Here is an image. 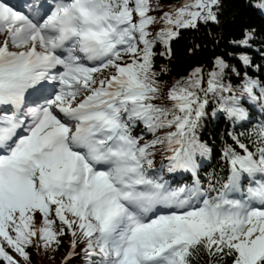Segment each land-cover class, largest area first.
<instances>
[{"label":"snow or ice","instance_id":"1","mask_svg":"<svg viewBox=\"0 0 264 264\" xmlns=\"http://www.w3.org/2000/svg\"><path fill=\"white\" fill-rule=\"evenodd\" d=\"M220 5L184 0L150 39L152 0H56L27 11L0 0L2 264L29 261L33 244L59 250L68 235L65 264L78 244L89 264H194L200 253L264 264V127L255 152L238 140L243 154L225 149L230 174L219 187L170 189L150 171L160 145L169 172L195 175L196 154L209 151L196 135L209 93L229 118H245L241 97L223 95L233 92L221 83L223 60L207 88L200 69L167 90L153 70L156 42L170 53L178 29L218 22ZM242 94L264 110L258 81L246 78ZM137 123L154 139L141 143Z\"/></svg>","mask_w":264,"mask_h":264},{"label":"trees","instance_id":"2","mask_svg":"<svg viewBox=\"0 0 264 264\" xmlns=\"http://www.w3.org/2000/svg\"><path fill=\"white\" fill-rule=\"evenodd\" d=\"M184 0H152L150 12L157 18L155 26H149L150 39L164 27L161 16L164 11L182 5ZM262 0H221L218 12V22H199L194 28L178 29V35L171 40L170 53L163 43L156 42L154 46L153 70L162 89H170L177 81L183 83L196 70L200 69L202 88H207L210 74L219 71L216 66L217 59L223 60L227 66L223 70L221 83L231 86L232 93H223L225 96L236 95L241 97L239 107L245 112L244 119L229 118L226 113L219 111L220 101L214 94H208V105L205 115L199 122L196 135L200 143L206 145L209 151L195 156L196 164L201 168L200 177L203 178L212 169H226L227 162L222 160V152L228 146L243 154L236 141L246 145L250 151L255 152L249 135V128L253 125L258 103H251L246 94H242V84L246 78L258 81L264 87V9L258 7ZM247 40V44L241 43ZM163 53V55H161ZM247 57L249 63L243 62ZM260 88L255 89L259 94ZM204 98L203 92L199 93ZM158 103H162L158 101ZM170 106L171 102H167ZM254 119V120H253ZM143 136L141 143L154 139L142 124L135 126ZM163 133H157L162 135ZM235 137L236 139H233ZM154 167L152 172L156 175L163 173V179L170 184L177 185L187 182L188 178L181 180L168 172L169 155L164 146L158 145L153 149ZM208 170V171H207ZM191 182V181H189ZM63 243L59 250L56 245L37 248L35 244L26 249L30 254L29 261L21 259V264H65L64 258L70 251V235L61 238ZM83 245L77 246L76 254L67 260V264H89L83 251ZM15 256V254L13 253ZM20 259L19 257H16ZM96 258H93V264ZM194 264H222L204 253L194 257ZM2 264V262H0Z\"/></svg>","mask_w":264,"mask_h":264},{"label":"rangeland","instance_id":"3","mask_svg":"<svg viewBox=\"0 0 264 264\" xmlns=\"http://www.w3.org/2000/svg\"><path fill=\"white\" fill-rule=\"evenodd\" d=\"M199 22H201V21H198L197 24H198Z\"/></svg>","mask_w":264,"mask_h":264}]
</instances>
